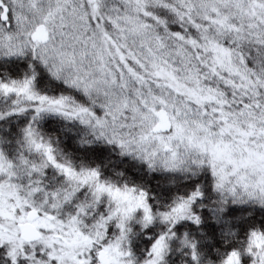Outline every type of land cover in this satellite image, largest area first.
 Segmentation results:
<instances>
[{"label": "snow or ice", "instance_id": "obj_1", "mask_svg": "<svg viewBox=\"0 0 264 264\" xmlns=\"http://www.w3.org/2000/svg\"><path fill=\"white\" fill-rule=\"evenodd\" d=\"M0 264H264V0H0Z\"/></svg>", "mask_w": 264, "mask_h": 264}]
</instances>
